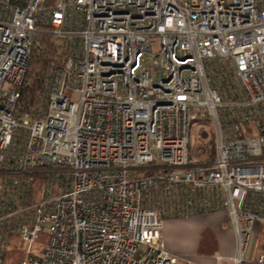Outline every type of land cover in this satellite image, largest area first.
I'll list each match as a JSON object with an SVG mask.
<instances>
[{
	"label": "built area",
	"instance_id": "1",
	"mask_svg": "<svg viewBox=\"0 0 264 264\" xmlns=\"http://www.w3.org/2000/svg\"><path fill=\"white\" fill-rule=\"evenodd\" d=\"M40 25L64 55L37 116L16 115ZM213 63L232 71L229 89L212 85ZM205 121L210 164L189 153ZM33 174L45 176L38 190ZM256 197L264 0H0V264L12 235L26 246L19 264H176L164 218L223 210L236 246L217 264H264V248L249 256L264 223Z\"/></svg>",
	"mask_w": 264,
	"mask_h": 264
},
{
	"label": "trees",
	"instance_id": "2",
	"mask_svg": "<svg viewBox=\"0 0 264 264\" xmlns=\"http://www.w3.org/2000/svg\"><path fill=\"white\" fill-rule=\"evenodd\" d=\"M64 45L56 42L54 38L48 33L43 31V26L40 25L36 34L33 37V46L30 53V59L22 85L17 88L19 92V100L15 105L16 115L22 113L32 114L33 117L37 116V109L39 106V97L43 93L44 79L48 73V67L52 61L59 62L64 55ZM214 64V68L211 71V83L212 85L219 87L220 90L229 89L232 77V71L225 68L223 65ZM44 107L45 104L43 103ZM207 125V121L205 123ZM208 141L206 144L202 143L198 146L199 159H190L201 164H210L215 158L214 148V133L213 131L207 132ZM23 134L20 131L15 132L13 140L14 152L19 148ZM189 144V153H190ZM34 175L33 189L38 190L40 185L43 183L44 175ZM14 174H8L3 176L8 180L16 178ZM254 198V196H251ZM255 202L260 204L264 209V198H255ZM254 205V203H253ZM15 236V235H12ZM10 236L11 238H13ZM259 248H264V241L259 243ZM5 257V256H4ZM21 260V258H20ZM20 262V261H19Z\"/></svg>",
	"mask_w": 264,
	"mask_h": 264
},
{
	"label": "crops",
	"instance_id": "3",
	"mask_svg": "<svg viewBox=\"0 0 264 264\" xmlns=\"http://www.w3.org/2000/svg\"><path fill=\"white\" fill-rule=\"evenodd\" d=\"M163 245L177 258L176 264H217V256L234 254L236 240L229 217L223 210L164 218Z\"/></svg>",
	"mask_w": 264,
	"mask_h": 264
},
{
	"label": "rangeland",
	"instance_id": "4",
	"mask_svg": "<svg viewBox=\"0 0 264 264\" xmlns=\"http://www.w3.org/2000/svg\"><path fill=\"white\" fill-rule=\"evenodd\" d=\"M79 101V96L73 97V102L77 103ZM209 131H212V129L207 125H202L201 122H198V124L191 127L190 130V154L191 159H199V152H198V146L200 144H206L208 141V133ZM257 232L254 236V239L251 242L250 248H249V256L251 257L256 249L255 245L259 246L260 242L264 241V223H258L257 225ZM10 247L8 248L6 255L4 257V264H19L20 258H22L23 251L26 249V246L24 244L20 243L19 238L13 237L10 240ZM47 244V235L45 232H42L39 234L38 240L35 242L32 250L35 254H40L42 248H44ZM260 248L258 249V251ZM258 251H256L258 253Z\"/></svg>",
	"mask_w": 264,
	"mask_h": 264
}]
</instances>
